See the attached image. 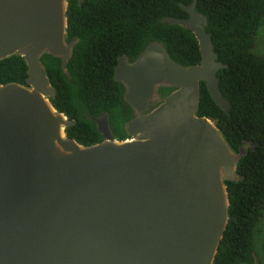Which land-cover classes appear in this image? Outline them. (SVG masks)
I'll list each match as a JSON object with an SVG mask.
<instances>
[{"label": "water", "instance_id": "obj_1", "mask_svg": "<svg viewBox=\"0 0 264 264\" xmlns=\"http://www.w3.org/2000/svg\"><path fill=\"white\" fill-rule=\"evenodd\" d=\"M196 5L163 22L195 33L200 64L184 67L157 42L134 62L120 57L132 138L115 139L103 115L104 141L85 146L68 137L75 121L54 107L40 62L47 53L67 68L77 43L67 41L68 0H0V62L18 54L29 66L25 84H0V264L215 263L230 221L227 182L247 148L237 153L198 115L202 82L225 113L231 106L218 78L228 65Z\"/></svg>", "mask_w": 264, "mask_h": 264}, {"label": "trees", "instance_id": "obj_2", "mask_svg": "<svg viewBox=\"0 0 264 264\" xmlns=\"http://www.w3.org/2000/svg\"><path fill=\"white\" fill-rule=\"evenodd\" d=\"M194 1L208 19L218 61L228 65L218 78L231 106L225 113L202 82L198 115L213 119L237 153L247 148L237 180L227 182L230 221L214 264H264V58L253 51L264 27V0H84L82 5L68 0L67 41L77 43L67 68L47 53L40 62L56 92L54 107L75 121L67 128L68 137L85 146L103 142L95 120L107 115L114 138L131 139L128 124L137 115L125 99V86L115 79L119 58L127 55L134 62L157 42L184 67L200 64L195 33L163 22L165 17L188 18L181 5ZM28 76L21 55L0 62L1 85L25 84ZM174 90L161 88V97Z\"/></svg>", "mask_w": 264, "mask_h": 264}, {"label": "rangeland", "instance_id": "obj_3", "mask_svg": "<svg viewBox=\"0 0 264 264\" xmlns=\"http://www.w3.org/2000/svg\"><path fill=\"white\" fill-rule=\"evenodd\" d=\"M254 53L262 58H264V27H261L255 42V47L253 49ZM260 239L257 243H260Z\"/></svg>", "mask_w": 264, "mask_h": 264}, {"label": "flooded vegetation", "instance_id": "obj_4", "mask_svg": "<svg viewBox=\"0 0 264 264\" xmlns=\"http://www.w3.org/2000/svg\"><path fill=\"white\" fill-rule=\"evenodd\" d=\"M161 89V88H160ZM160 89H159V93H160ZM161 94V93H160ZM161 96H162V94H161ZM163 97V96H162ZM132 138V137H131Z\"/></svg>", "mask_w": 264, "mask_h": 264}]
</instances>
